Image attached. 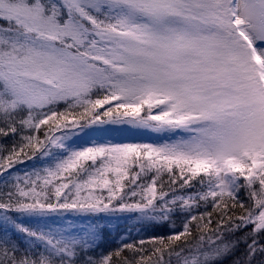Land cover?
Listing matches in <instances>:
<instances>
[{"label": "snow or ice", "instance_id": "snow-or-ice-1", "mask_svg": "<svg viewBox=\"0 0 264 264\" xmlns=\"http://www.w3.org/2000/svg\"><path fill=\"white\" fill-rule=\"evenodd\" d=\"M0 141V264H264V0H0Z\"/></svg>", "mask_w": 264, "mask_h": 264}, {"label": "trees", "instance_id": "trees-1", "mask_svg": "<svg viewBox=\"0 0 264 264\" xmlns=\"http://www.w3.org/2000/svg\"><path fill=\"white\" fill-rule=\"evenodd\" d=\"M124 138L122 137L121 141H124ZM115 140H118V138L109 139L107 143H115ZM124 143H127V142L124 141ZM33 163H34L33 161H26L25 164H17L14 166L12 171L14 175L24 176L26 172L32 171ZM16 169H19V171L17 172ZM6 175L7 173H5V176ZM125 183L127 184V181H125ZM165 187L166 188L168 187L167 184L165 185ZM3 188H4L3 181L2 179H0V190H3ZM177 190L181 191L179 189ZM127 191H129V189L125 188V192ZM182 191L191 192L193 190L186 189ZM202 210L203 209H201V211ZM137 215L138 214H135V213H117L113 217H106V216H103L102 214V218L99 220V222L104 224L105 227L103 229L102 239L99 241L100 246L95 250L94 255L98 256L101 253H108L116 249L117 247L121 246L122 243H135L137 247H141V245H139L140 239H144L147 241L154 237L167 236L169 234H172V232L174 231L171 228H166L162 226L140 227L139 226L140 222L136 219ZM65 216H66V219L63 221L64 223H67L68 220H72L76 224L77 227H81L84 222H87L89 220V218L87 217H76L72 214H65ZM215 217H216V214L214 213L213 214L214 222H215ZM91 219H96V218H91ZM176 223H177V230H182L181 221L176 220ZM127 233L128 235L130 234L129 239L128 240L122 239L123 236ZM142 247H144L145 249H150L151 245L145 244ZM124 254L128 255L130 258L133 255V253L128 252L127 250H125ZM173 260H175V258H173Z\"/></svg>", "mask_w": 264, "mask_h": 264}, {"label": "rangeland", "instance_id": "rangeland-1", "mask_svg": "<svg viewBox=\"0 0 264 264\" xmlns=\"http://www.w3.org/2000/svg\"><path fill=\"white\" fill-rule=\"evenodd\" d=\"M89 134L82 137H74L76 146L88 145L93 142L103 144L107 143L109 139L118 138L115 143H134V142H159L158 137L154 133L146 132L144 130L132 129L127 125L115 126V125H100L94 126L93 129L88 130ZM120 137V139H119ZM124 138V141L122 140ZM130 234H125L122 239L128 240Z\"/></svg>", "mask_w": 264, "mask_h": 264}]
</instances>
